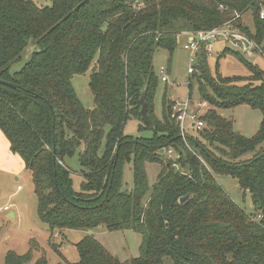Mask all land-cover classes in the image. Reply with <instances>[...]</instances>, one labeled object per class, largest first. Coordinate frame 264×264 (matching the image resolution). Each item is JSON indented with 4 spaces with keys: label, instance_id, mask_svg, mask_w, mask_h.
<instances>
[{
    "label": "trees",
    "instance_id": "1",
    "mask_svg": "<svg viewBox=\"0 0 264 264\" xmlns=\"http://www.w3.org/2000/svg\"><path fill=\"white\" fill-rule=\"evenodd\" d=\"M261 10L264 0H51L50 6L0 0V80L19 85L0 84V130L29 175L57 264H264V70L225 48L216 67L230 56L246 74H213L202 44L188 96L194 80L200 104L210 108L198 118L203 127L197 136H183L171 101L163 99L161 118L154 113L158 78L152 64L158 50L171 56L181 34L220 27L236 28L264 60ZM247 12L252 31L242 23ZM32 39L39 53L10 79V66ZM89 70L92 109L72 86L74 76ZM142 92L152 127L140 117ZM238 105L262 110L250 138L217 112ZM132 120L138 133L151 135H125ZM75 155L78 172L66 162ZM129 158L133 187L124 191L121 170ZM146 163L160 170L144 203ZM74 175L81 178L78 191ZM220 176H231L249 193L252 215L231 200ZM97 228L138 233L139 255L122 262L86 234L74 245L77 261L69 262L63 243L55 242L70 230ZM32 249L21 255L8 251L3 264L28 263ZM33 264L48 261L43 255Z\"/></svg>",
    "mask_w": 264,
    "mask_h": 264
},
{
    "label": "rangeland",
    "instance_id": "2",
    "mask_svg": "<svg viewBox=\"0 0 264 264\" xmlns=\"http://www.w3.org/2000/svg\"><path fill=\"white\" fill-rule=\"evenodd\" d=\"M30 1L43 6L51 5V0ZM242 23L251 31L253 30L250 12L243 15ZM185 41L186 36H179L171 56L164 50H158L153 57L152 64L158 78V85L153 98L154 113L158 118L162 117L163 111L166 110L163 99L166 102L171 101L172 104L174 100L183 104L186 103L187 111L184 121L181 124L183 133H185L184 135L187 134V136H197V131L191 127L193 122L191 116L196 114V119H198L207 112L210 106L200 104L197 83L194 80H192L191 96H188V78L190 77L188 70L190 67H194L195 61L189 63V54L183 49ZM225 48L240 52L247 61L259 65L264 70V60L259 54L253 53L254 55L250 57L248 54L243 53L239 47L235 46L233 41L220 39L213 44L211 57L208 60L211 73L214 74L218 70L225 75L246 74V70L230 56L220 58L218 68L216 67L215 62ZM160 68L165 69L166 73L164 75L160 74ZM90 73L91 70L83 75H76L72 79V86L77 97L87 109L93 108V98L88 87ZM162 76L166 77V82L161 81ZM217 112L224 118L232 119L234 131L247 138L257 133L262 120V110L254 109L247 105H238L230 109H221ZM137 126L136 121H129L125 126L124 134L145 137L151 135L148 131L138 133ZM167 155L172 157L173 152L171 154L167 153ZM66 162L75 171H79L80 167L77 155L66 159ZM159 170L160 166L157 163H146L145 165L148 190L143 198L144 203L147 202L151 195ZM121 171L122 190L130 191L133 187L132 158H129L123 163ZM3 176L5 178L0 186V201L11 198L18 186L22 188V191L16 194V198L18 199L16 200L15 207L12 208L17 213L16 217L9 219L6 218L7 214L5 212L0 214V264H3L4 256L8 251H13L21 255L31 250V247H33L32 259L26 264H33L36 259L43 255L46 257L48 264H57L60 261L58 254L49 245L47 229L37 217L36 198L28 173L20 176L18 181H14V177L10 178L7 175H1L0 177ZM72 178L73 188L78 191L81 178L78 175H74ZM217 181L231 200L241 209L248 215L254 213L249 193L240 190L236 179L231 176H220L217 178ZM86 234L93 235L101 245L122 262L129 261L139 255L141 236L136 232L130 230L108 231L104 228H97L87 232L70 230L65 232V237L60 236L55 239L56 243H63L60 250L69 262L77 261V252L74 245ZM31 239L34 241L30 242ZM31 243L34 246H31Z\"/></svg>",
    "mask_w": 264,
    "mask_h": 264
},
{
    "label": "built area",
    "instance_id": "3",
    "mask_svg": "<svg viewBox=\"0 0 264 264\" xmlns=\"http://www.w3.org/2000/svg\"><path fill=\"white\" fill-rule=\"evenodd\" d=\"M260 18H264V10H261L260 12ZM188 36H191V38L183 45V49L188 52L189 54V63H193L196 60V55L201 49V45L204 44L206 46L207 52L210 54L212 51L213 44L220 40H233L235 36H240L241 35L236 28L232 29L230 27H220V28H215L212 30L208 31H198L196 33H188ZM249 49L246 51L248 55H251V52H253V47L256 48L253 44L249 42ZM251 51V52H250ZM194 67H190L188 72L189 74H192L194 72ZM165 69L160 68V74L164 75ZM162 82H166L167 79L166 77L162 76L161 77ZM173 113L177 114V121L180 123V128H181V134L184 136L183 129H182V122L184 121V117L186 115L187 107L186 103H180L179 101H174L173 102ZM203 127V123L201 121H197L195 123V129L200 130ZM172 152L169 150L168 154H171ZM18 189H21L19 187Z\"/></svg>",
    "mask_w": 264,
    "mask_h": 264
},
{
    "label": "crops",
    "instance_id": "4",
    "mask_svg": "<svg viewBox=\"0 0 264 264\" xmlns=\"http://www.w3.org/2000/svg\"><path fill=\"white\" fill-rule=\"evenodd\" d=\"M180 36H186V41L185 43H187V41L191 38V36H188V33H183ZM244 38H246L245 36H243ZM247 39V38H246ZM248 40V39H247ZM225 41H230V40H225ZM232 41V40H231ZM235 42V41H234ZM233 42V43H234ZM184 43V44H185ZM216 43V42H215ZM183 44V45H184ZM235 46L238 47V45L236 43H234ZM213 48V47H212ZM240 50H242L243 53L247 54V49L246 51H243V46L241 45V48L239 47ZM251 52V51H250ZM211 53L209 54V58L211 57ZM255 53L254 51L251 52V55L248 56H253ZM196 61V60H195ZM195 65V64H194ZM190 75V74H189ZM176 101V100H174ZM173 101V102H174ZM188 103V102H187ZM196 114H194V116H191L193 122L191 124V127L195 129V123L197 121H199L197 118V116H195ZM176 114L173 113V118H175ZM177 121V117L175 118ZM178 122V121H177ZM180 124V123H179ZM196 130V129H195ZM184 132V131H183ZM185 134V133H184ZM187 135V134H186ZM0 173L1 175H7L10 178L14 177V181H18L20 176H22L23 174L27 173V171L24 168V164L22 162V160L20 159V157L14 153L11 152L10 150V145L8 143V140L6 139V137L4 136V134L1 132L0 130ZM0 175V176H1ZM5 177H0V186L2 185L3 179ZM20 186H18L16 189V192H14V194L11 196V198L6 199V200H1L0 201V214L2 212H5L6 218H15L17 213L16 211H13L12 208L15 207L16 205V200L18 198H16V194L22 191L21 189H18ZM3 197V196H2ZM1 197V198H2ZM65 235V234H64ZM62 247V246H61Z\"/></svg>",
    "mask_w": 264,
    "mask_h": 264
},
{
    "label": "water",
    "instance_id": "5",
    "mask_svg": "<svg viewBox=\"0 0 264 264\" xmlns=\"http://www.w3.org/2000/svg\"><path fill=\"white\" fill-rule=\"evenodd\" d=\"M234 40L236 42H239L242 46H243V51H246L249 48V41L244 38V37H240V36H235ZM39 53V49L37 48L36 42L32 39L29 41L28 46L21 52L20 55V61L18 63L12 64L8 70V75L10 77V79H13L16 75H19L24 68L31 63L33 55ZM0 84L7 86L9 88L12 89H16L19 88V85L14 83V82H7V81H3L0 80ZM140 117L142 119V121L144 122V124L148 125V126H153V123L150 119V117L147 114V107H146V102H145V92L141 93V97H140ZM177 117V114L175 116V118ZM161 152H163V150H161ZM188 198V196H185L183 198H180L179 202L183 203L186 199Z\"/></svg>",
    "mask_w": 264,
    "mask_h": 264
}]
</instances>
